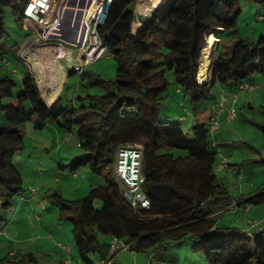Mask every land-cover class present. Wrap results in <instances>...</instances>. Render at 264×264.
Instances as JSON below:
<instances>
[{
	"label": "trees",
	"instance_id": "16d2710c",
	"mask_svg": "<svg viewBox=\"0 0 264 264\" xmlns=\"http://www.w3.org/2000/svg\"><path fill=\"white\" fill-rule=\"evenodd\" d=\"M240 1L159 0L134 31L138 0H114L107 22L98 32L117 63L115 79L106 80L83 69L81 81L89 77L87 88L99 92L77 95L75 101L60 95L48 105L30 72L22 92L15 96L17 82L1 74L0 112L6 123L0 124V218L9 214L19 197H26L24 177L15 158L25 149L27 125L32 123L35 131L54 125L67 135L74 134L83 150L70 164L62 163V168L72 173L88 168L104 179L103 185L91 188L82 199L65 200L60 192L47 196L74 225L77 254L84 264H94L93 256H98L101 264L114 258L111 244L102 242L100 235L117 238L146 255L171 242L194 238L208 251L207 264H264V226L251 236L240 229L217 227L216 221L233 201L215 173L219 150L210 123L185 132L180 124L161 120L159 113L167 98L168 74H173L196 117L205 110L216 85L237 89L251 84L256 74L264 82V38L260 37L257 41L234 40L230 51L213 59V86L210 81L197 84L201 55L210 38L221 42L236 33ZM27 2L0 0V61L10 55L19 59V49L2 44L9 36L7 10L18 24L30 26L31 31L34 28L24 16ZM31 36L32 32L26 34V38ZM76 73L71 70L69 78ZM90 113L95 124L82 117ZM259 128L264 134V119ZM131 144L143 148V191L151 202L149 210L135 211L116 180L118 150ZM99 203L102 209L97 207ZM263 203L264 187L237 202L242 207Z\"/></svg>",
	"mask_w": 264,
	"mask_h": 264
},
{
	"label": "rangeland",
	"instance_id": "374dc122",
	"mask_svg": "<svg viewBox=\"0 0 264 264\" xmlns=\"http://www.w3.org/2000/svg\"><path fill=\"white\" fill-rule=\"evenodd\" d=\"M157 1L159 0H154L155 6L158 4ZM145 2V0L138 1L135 8L139 4H145V7H147ZM70 5L75 7L72 10L79 12V17L68 18L65 7ZM240 7L242 12L238 20L236 33L227 35L222 40L223 43L219 51L215 50V44L219 42L216 38L217 41L212 51L211 48L208 49L209 52H212V57L214 55L217 59L219 56L218 52L223 54L226 51H230V45L236 39L257 41L260 37L264 38V6H262V3L241 0ZM58 9L59 7L57 6V13ZM151 9H153L152 6ZM61 10L65 14L61 21L63 39L66 33H71L77 40L84 41L89 28L88 21L92 16L91 10L80 6V2L67 3L61 7ZM140 17L139 19L142 18ZM68 19L70 21L67 25L65 22ZM5 22L9 36L5 38L2 44L8 47L15 46L20 53L24 48V44L30 39L26 38V34L28 35V33L32 32L33 36L36 28H32L33 30L31 31L30 26L18 24L10 10L6 11ZM66 26L69 27V31ZM133 30H135L134 26ZM35 52L40 57H43L47 55L48 49L37 47ZM77 54H73L70 62L68 60L63 62L66 68L65 75L50 79L49 83L57 80L59 84L57 90L54 92L41 91L42 97L48 105L53 104L59 95L68 96L75 101L77 95L86 96L88 92L92 95L99 92L96 89L87 88L89 87V77L81 81L83 69L89 74L101 75L106 80L115 79L117 63L113 58L104 56L91 64H86L84 60L83 66H81L80 58ZM7 59L11 65L8 67L4 61H0V75L6 74L17 82V87L14 91V95L17 96L22 92V84L28 73L30 72L33 75L42 70L38 67L32 68L26 65L20 57L16 59L10 55L7 56ZM73 69L77 70V73L69 78V72ZM13 70L17 72L14 73ZM33 77L35 76L33 75ZM167 78L170 84L167 98L162 100L161 111L159 112L161 120L178 123L185 132H189L192 127L199 124H207L209 111L205 109L200 114L199 120H195L193 106L185 98V95L180 92L173 74H168ZM254 78L256 86H254L253 90L235 93L238 94L236 104L238 110L237 119L221 125V130L219 131L221 133L225 132L227 138L222 143L229 146L225 148L226 150L224 149V155L218 153L219 160L215 168V173L224 184L229 197L233 201V205L216 221L217 227L220 229H240L243 232L248 231L251 233L257 229L252 228L250 222L259 223L261 228L264 226V203L242 207L237 202L242 197L251 196L264 187V134L259 128L264 119V82L259 74H256ZM65 87L68 88L64 90ZM56 93H59L57 97H55ZM222 93L229 94V91L222 85H216L212 90L213 100L219 102ZM231 103L232 100H228V104ZM183 104H185V107ZM82 117L88 124H95V116L93 114L90 113ZM184 117H186V120H181ZM5 118V114L0 112V124L6 123ZM61 136L59 140V144L62 147L60 155L56 152L47 154L44 152V146L39 141H56L53 130L48 128L44 131H35L32 123L26 127V146L23 151L17 154L15 164L24 176V189L26 192L29 193L31 189H34L36 195L32 198L35 201L45 200V208L42 209L41 205H38L33 211H30V205H24V199L21 197L17 199L15 207L9 212L11 219L1 222V227L7 226L9 230L8 235L0 232V260H2V264H66L67 260L70 261V264H81L80 262H82L78 257L73 238L74 225L71 221L61 216L58 204L51 202L49 199L47 200V196L60 192L65 200L69 201L87 197L91 189L92 182L89 178L92 173L88 168H83L77 172L79 173L78 177H74L68 168H64L63 171L71 174V177L66 180L61 175L59 170L62 163L68 165L75 157L83 154L76 136L68 140V142L65 141V138H68L67 134L62 133ZM189 137L192 138L191 135ZM224 161L229 164L228 166H230L231 170L220 169V164ZM98 179L100 184L103 185L104 179ZM97 207L102 209V204H97ZM49 233L52 234L50 238H48ZM99 238L102 242L109 241V238L104 235H100ZM18 239L21 242L24 241L25 244L18 242ZM29 246L37 254H30L26 250ZM63 246H69L70 253L66 252ZM11 250L14 251L13 255L9 254ZM207 252L203 243L194 238H188L182 242L174 241L154 252L155 258L152 264H207ZM135 255L131 252L119 253L116 264H149L148 255L140 257V259H136ZM92 259L94 264H101L98 256H93Z\"/></svg>",
	"mask_w": 264,
	"mask_h": 264
},
{
	"label": "built area",
	"instance_id": "2783aa9c",
	"mask_svg": "<svg viewBox=\"0 0 264 264\" xmlns=\"http://www.w3.org/2000/svg\"><path fill=\"white\" fill-rule=\"evenodd\" d=\"M68 0H29L24 5V16L30 21L36 32L30 39L24 44L23 50L19 53V57L26 63V65L41 68V72H36L33 74L36 78L37 84L40 91L44 92H54L58 88V83H49L50 79L53 77H61L64 74L63 62L72 60L74 52L63 45L62 39L57 38L53 33L60 26V16L59 9L58 13L56 7H60L62 3ZM114 0H94L92 3L91 12L93 14V20L89 24L87 33V43L88 45L80 52L79 62L83 66L85 60L86 64H91L104 56L109 58H114V55L108 52L107 47L104 45L102 38L100 36L99 28H101L107 22L109 17V12L111 8V3ZM139 2L141 0H138ZM138 6V5H137ZM135 23L140 25L139 17L145 16L144 13L137 11L135 8ZM262 19V18H260ZM134 23V24H135ZM136 31V30H134ZM52 41V42H51ZM217 41V40H216ZM215 44V43H214ZM37 47H43L48 49L47 55L40 57L36 52ZM214 48V45L210 47L208 42L207 47L202 53V58L199 63V69L197 74V84L202 86L206 82L210 81V87L212 83V73L214 69V55L212 57V52L208 49ZM85 56L83 60L81 57ZM6 66L10 67L11 63L8 59L4 58ZM45 61V62H44ZM1 68V63H0ZM81 68V67H80ZM16 73V70H13ZM254 89L252 84H244L237 88L239 91H250ZM237 92H229V94L222 93L220 96V101L214 106V113L210 119V130L211 134L215 136L221 128V115L226 113V118L228 122H232L238 117V110L236 104L238 101ZM232 100L230 107L227 109L226 104L228 100ZM183 120L185 119L182 118ZM74 134H68V140L73 139ZM117 161L115 165V175L118 184L123 188L124 198L130 203L132 208L136 210H149L151 202L143 191L144 182L146 181L145 175L142 170L143 164V148L138 144H131L126 146H121L117 153ZM229 164L224 161L220 164L221 170H231ZM74 177H78L77 172L72 173ZM31 195H36V191L31 189ZM237 208V207H236ZM252 228H256V231H260V224L257 222H250ZM255 231V232H256ZM251 236V232L244 231L243 234ZM110 246V251L113 256H116L120 252H131L137 254V252L132 248L130 244H126L117 238L112 239ZM64 250L70 253L69 246H63ZM153 255H148V263L151 264ZM111 262H109L110 264ZM66 264H70L67 260Z\"/></svg>",
	"mask_w": 264,
	"mask_h": 264
},
{
	"label": "crops",
	"instance_id": "0c3cea01",
	"mask_svg": "<svg viewBox=\"0 0 264 264\" xmlns=\"http://www.w3.org/2000/svg\"><path fill=\"white\" fill-rule=\"evenodd\" d=\"M94 0H84L82 3H80V6H82L83 8H85V9H90L91 10V7H90V5H91V3L93 2ZM146 2V5H147V12H145L144 13V17L143 16H141L140 18L141 19H139V21H140V25H139V27L142 25V21L144 20V19H146V17H148V15H150V13H152V10L156 7L155 6V2H154V0H145ZM151 6H152V8L153 9H151ZM262 6H264V2H262ZM67 8V9H66ZM75 7L74 6H68V7H65V10H66V12H67V16H68V18H70V17H72V18H74V17H79V12L78 11H76V10H72V9H74ZM66 16V17H67ZM69 21H70V19H68L67 20V22H65V23H67V25L69 24ZM66 29L69 31L70 29H69V27L68 26H66ZM224 40V39H223ZM62 43H63V45L64 46H66V47H68V48H70L75 54H77L78 52H79V54H77L78 55V57L80 56V52L84 49V47L86 46V44H87V35H86V39L84 40V41H81V40H77L75 37H73L72 35H71V33H66V35H65V38L64 39H62ZM222 43H223V41H219L217 44H215V50H218L219 51V49H220V46L222 45ZM231 46V45H230ZM218 54L220 55V54H222V53H220V52H218ZM223 55V54H222ZM63 67H64V74L63 75H65V66L63 65ZM68 77H69V75H68ZM68 83V82H67ZM251 84H253L254 86H256V84H255V78L253 77V79H252V82H251ZM222 86H224V85H222ZM224 87H226V89H227V91H229V92H237V89H235V88H229L228 86H224ZM214 89V88H213ZM61 92V91H60ZM59 92V93H60ZM59 93L55 96V97H57L58 95H59ZM60 96V95H59ZM58 96V97H59ZM57 97V98H58ZM56 98V99H57ZM216 101H214L213 100V97H212V95H211V97L207 100V102H206V104H205V109H207L208 111H209V118H208V123H210V119H211V116L213 115V113H214V106L216 105ZM230 107V104H228V102H227V104H226V108L228 109ZM194 116V119L195 120H199V116L197 115V117L195 116V115H193ZM224 123H228V120H227V118H226V113H224V114H222L221 115V125H223ZM49 129H51V130H53V132H54V137H55V140L56 141H49V140H43V141H39V143H41L42 144V146H44V152L45 153H47V154H51V153H53V152H56L57 154H59L60 155V152H61V150H62V147L60 146V144H59V140H60V138L62 137L61 135H62V133H64L63 131H61V130H59L57 127H55L54 125H50L49 127H48ZM47 128V129H48ZM220 130H221V128H220ZM55 131H57V132H55ZM66 134V133H65ZM35 138V137H34ZM226 136H225V132H220V131H218V133L216 134V136H215V140H214V145H215V147H217V150H219V153H222L223 155L225 154V148L226 147H228L227 146V144H224V143H222V141H226ZM65 141H67L68 142V139L67 138H65ZM48 143V144H47ZM225 149V150H224ZM16 165V164H15ZM63 169L64 168H62V166H61V169L59 170L60 172H61V175L67 180V179H69L70 177H71V174H69V173H67L66 171H63ZM70 173H72L71 171H70ZM22 174V173H21ZM24 177V176H23ZM90 179V181L92 182V184H91V188H93V187H100L102 184H100V181H99V179L95 176V175H93L92 174V176L89 178ZM91 190V189H90ZM256 193V192H255ZM254 193V194H255ZM254 194H252V195H254ZM251 195V196H252ZM26 197H25V201H24V205H30V211L32 210H34L35 209V207H37L38 205H41V207H42V209H44L45 207H44V203H45V200H39V201H35L32 197V195H31V192H29V193H26V195H25ZM248 197H250V196H247V197H245V198H248ZM244 207V206H243ZM10 214V213H9ZM9 214L7 215V216H4L3 218H0V232H2V233H4V235H8L9 233V230H8V227L6 226V227H1V222L2 221H6V220H9V219H11V216H9ZM51 235L52 234H50L49 233V237L48 238H50L51 237ZM17 240V239H16ZM19 240V239H18ZM112 238H109V241L107 242V243H109V244H111L112 243ZM18 242H20L21 244H25L24 243V241H22L21 242V240H19ZM27 251H29L30 252V254H37V252L36 251H34V250H32L31 249V247L29 246V247H27V249H26ZM120 253H122V252H120ZM9 254H11V255H13L14 254V251H10V253ZM40 254V253H39ZM143 255V256H142ZM136 257V259H140V257H144V256H147L146 254H144V253H140V254H136L135 255ZM118 257H119V254H117L116 256H114V258L113 259H111L109 262H112V260H113V264H116L117 263V259H118ZM147 258V257H146ZM82 261V260H81ZM83 262V261H82ZM82 262H80L81 264H83ZM0 264H2V260H0ZM107 264H109V263H107Z\"/></svg>",
	"mask_w": 264,
	"mask_h": 264
},
{
	"label": "bare ground",
	"instance_id": "6f19581e",
	"mask_svg": "<svg viewBox=\"0 0 264 264\" xmlns=\"http://www.w3.org/2000/svg\"><path fill=\"white\" fill-rule=\"evenodd\" d=\"M71 2H80V3H82L83 1L82 0H68V1H65V3H62L61 6L59 7V16H60V20L61 21L65 17V14H64V12H62L61 7L64 6L65 4L71 3ZM92 3L90 5L91 9H92ZM137 11L140 12V13H145V12H147V7H145V4L144 5L139 4L137 6ZM133 26H134L135 30H137L139 28V25L137 23H135ZM54 34L56 35L57 38L63 39V37H62L63 36V28H62L61 22H60L59 28H57L54 31L53 36H54ZM215 42H216V38H212V40L210 42V47L213 46ZM55 83H58L57 80H56Z\"/></svg>",
	"mask_w": 264,
	"mask_h": 264
},
{
	"label": "water",
	"instance_id": "95a60500",
	"mask_svg": "<svg viewBox=\"0 0 264 264\" xmlns=\"http://www.w3.org/2000/svg\"><path fill=\"white\" fill-rule=\"evenodd\" d=\"M92 20H93V14H92V16L90 17L88 23L91 24ZM81 58L84 60V59H85V56L83 55ZM212 86H213V84L211 85V87H212Z\"/></svg>",
	"mask_w": 264,
	"mask_h": 264
}]
</instances>
